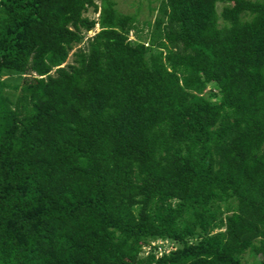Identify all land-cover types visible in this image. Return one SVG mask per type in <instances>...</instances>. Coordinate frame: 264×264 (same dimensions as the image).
<instances>
[{
  "label": "trees",
  "instance_id": "trees-1",
  "mask_svg": "<svg viewBox=\"0 0 264 264\" xmlns=\"http://www.w3.org/2000/svg\"><path fill=\"white\" fill-rule=\"evenodd\" d=\"M150 10L0 0V264H264V0Z\"/></svg>",
  "mask_w": 264,
  "mask_h": 264
},
{
  "label": "rangeland",
  "instance_id": "rangeland-1",
  "mask_svg": "<svg viewBox=\"0 0 264 264\" xmlns=\"http://www.w3.org/2000/svg\"><path fill=\"white\" fill-rule=\"evenodd\" d=\"M97 3H99V0H95ZM116 3V9L121 13L125 15H131L135 17L139 22V27L143 29V23L149 22L152 23L156 13L151 12L150 8L155 9L158 6L159 0H114ZM231 6V5H229ZM90 17H92V14H89ZM94 17V16H93ZM98 29V28H97ZM150 30L149 27H145L144 34L148 33ZM96 32V31H95ZM94 32L91 33L93 35ZM131 39L133 40V36L130 35ZM72 58L70 57L69 62H71ZM3 81H6L9 83V85H17L22 83V77L16 76L13 74H5V76L2 79ZM6 94H9L13 99L18 94L13 90L12 88L5 89ZM166 249H169V246H167ZM253 250H256L258 252V246H254ZM250 253H253L252 251H249L244 256V263L245 264H253L254 259L251 256Z\"/></svg>",
  "mask_w": 264,
  "mask_h": 264
},
{
  "label": "built area",
  "instance_id": "built-area-1",
  "mask_svg": "<svg viewBox=\"0 0 264 264\" xmlns=\"http://www.w3.org/2000/svg\"><path fill=\"white\" fill-rule=\"evenodd\" d=\"M152 247H158V253L161 256L163 253H169L170 251L174 250V248L168 243V242H155V243H151ZM167 246H169V249H166ZM150 248H148V250H150Z\"/></svg>",
  "mask_w": 264,
  "mask_h": 264
}]
</instances>
